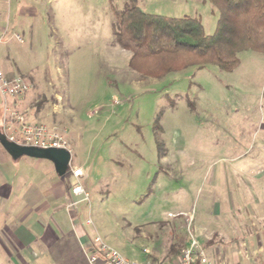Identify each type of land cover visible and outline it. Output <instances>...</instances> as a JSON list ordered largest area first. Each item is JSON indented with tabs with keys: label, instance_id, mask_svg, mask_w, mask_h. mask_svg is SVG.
Returning a JSON list of instances; mask_svg holds the SVG:
<instances>
[{
	"label": "rangeland",
	"instance_id": "obj_1",
	"mask_svg": "<svg viewBox=\"0 0 264 264\" xmlns=\"http://www.w3.org/2000/svg\"><path fill=\"white\" fill-rule=\"evenodd\" d=\"M127 2L20 0L30 23H4L0 59L31 87L17 97L27 120L66 130L71 163L61 178L73 187L72 168L83 170L77 184L89 199L72 211L91 236L130 260H174L183 251L169 254L177 235L190 240L185 219H210L217 203L231 201L232 183L250 168L260 172L264 53L241 51L233 71L189 66L144 77L114 41V11ZM137 4L149 13L197 16L208 34L219 17L209 0ZM10 161L15 170L34 165L31 158Z\"/></svg>",
	"mask_w": 264,
	"mask_h": 264
},
{
	"label": "crops",
	"instance_id": "obj_2",
	"mask_svg": "<svg viewBox=\"0 0 264 264\" xmlns=\"http://www.w3.org/2000/svg\"><path fill=\"white\" fill-rule=\"evenodd\" d=\"M19 3L0 0V29L4 23H9V29L30 23L25 15L29 7ZM0 69L6 77H16L14 68L1 59ZM21 74L35 84L27 72ZM20 104L26 105L23 100ZM22 158H31L34 161L29 164L34 165L27 170L10 167L13 159L0 144V264H90L88 251L95 237L81 222L78 210L72 211L84 201L73 192L82 176L72 172L74 186L69 187L53 162ZM38 162H43L41 167ZM260 163L259 173L257 167L250 168L246 178L232 183L231 201L226 206L217 203L210 219H185L186 228L190 223L205 249L206 264H264V160ZM72 202L77 203L70 206ZM168 260L150 261L159 264Z\"/></svg>",
	"mask_w": 264,
	"mask_h": 264
},
{
	"label": "trees",
	"instance_id": "obj_3",
	"mask_svg": "<svg viewBox=\"0 0 264 264\" xmlns=\"http://www.w3.org/2000/svg\"><path fill=\"white\" fill-rule=\"evenodd\" d=\"M209 1L219 13L212 34L206 33L197 16L145 12L137 0H128L122 9L115 10L114 41L131 52L130 68L144 77L155 78L189 66L201 69L215 65L233 71L241 62V51L264 53V0ZM12 106L23 110L18 98L13 99ZM176 239L169 250L173 257L187 245L184 235H177ZM195 264H200L199 260Z\"/></svg>",
	"mask_w": 264,
	"mask_h": 264
},
{
	"label": "built area",
	"instance_id": "obj_4",
	"mask_svg": "<svg viewBox=\"0 0 264 264\" xmlns=\"http://www.w3.org/2000/svg\"><path fill=\"white\" fill-rule=\"evenodd\" d=\"M18 38L21 39V37ZM30 88V85L21 76L8 78L4 71L0 69V96L2 97L3 108L0 128L2 132L6 134L8 139L21 145L70 150L67 135H65L66 130L62 131L57 126L49 127L44 123L29 122L22 112L11 105V99L22 97ZM72 171L76 177L83 175L81 168H72ZM73 192L84 200L89 199L88 193L81 184H76ZM76 203L72 202L70 206H74ZM188 231L190 240L183 248L182 253L174 260L159 264H195L198 260L200 264L208 262L205 249L192 233L190 223L188 224ZM88 258L90 264H154L150 260L141 262L125 258L117 250L103 243L99 236L94 238L92 248L88 251Z\"/></svg>",
	"mask_w": 264,
	"mask_h": 264
},
{
	"label": "water",
	"instance_id": "obj_5",
	"mask_svg": "<svg viewBox=\"0 0 264 264\" xmlns=\"http://www.w3.org/2000/svg\"><path fill=\"white\" fill-rule=\"evenodd\" d=\"M0 144L13 160L22 157L46 159L53 162L56 173L63 176L70 169L71 151L65 148H40L18 144L8 139L0 128Z\"/></svg>",
	"mask_w": 264,
	"mask_h": 264
}]
</instances>
